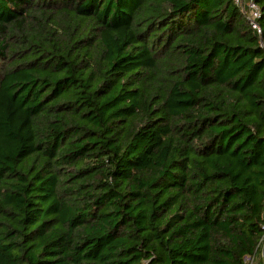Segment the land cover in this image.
<instances>
[{
	"label": "trees",
	"instance_id": "obj_1",
	"mask_svg": "<svg viewBox=\"0 0 264 264\" xmlns=\"http://www.w3.org/2000/svg\"><path fill=\"white\" fill-rule=\"evenodd\" d=\"M255 1L0 0V264H264Z\"/></svg>",
	"mask_w": 264,
	"mask_h": 264
},
{
	"label": "built area",
	"instance_id": "obj_2",
	"mask_svg": "<svg viewBox=\"0 0 264 264\" xmlns=\"http://www.w3.org/2000/svg\"><path fill=\"white\" fill-rule=\"evenodd\" d=\"M235 3L242 9L244 14L248 17L251 26L256 31L257 34H262V28L259 23L261 18V8L255 0H234ZM264 228V226H263ZM259 254L264 262V234L259 243ZM258 256H248L245 260V264H256Z\"/></svg>",
	"mask_w": 264,
	"mask_h": 264
}]
</instances>
